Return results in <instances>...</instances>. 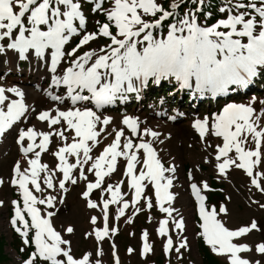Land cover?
<instances>
[{
    "label": "snow or ice",
    "instance_id": "1",
    "mask_svg": "<svg viewBox=\"0 0 264 264\" xmlns=\"http://www.w3.org/2000/svg\"><path fill=\"white\" fill-rule=\"evenodd\" d=\"M85 5L93 15L103 16V21H94L92 31L87 29ZM204 6L205 0H168L167 6L160 0H0V56L18 55L20 61L35 57L51 74L49 87L61 89L59 94L44 90L52 106L36 111L20 87L0 85V136L16 132L15 144L24 161L23 167L20 160L14 162L8 181L18 193V199L10 201L9 223L20 239V253H26L20 264H102L103 243L118 232L114 222L126 217L131 224L143 208L152 209L147 196L143 207L138 206L148 186L164 214L156 233L165 238V256L174 253L179 264L183 252L189 251L187 237L182 236L184 218L174 208L170 191L176 166L169 161L165 167L155 147L170 137L147 124L141 127L140 120L129 115H123L120 127L110 128L112 118L100 110L117 98L123 101L127 93H139L150 79L175 81L181 89L213 97L251 84L258 70H264V0H223L217 9L221 18L211 23L212 13ZM96 41L103 43L87 47ZM255 103V97L247 104L225 103L210 117L193 120L190 127L205 151L213 147L208 137L219 141L201 158L217 180L227 181L230 170H240L249 192L264 197V99L259 110ZM30 119L36 123L21 126ZM53 136L59 145L52 153L57 163L49 169L40 158ZM108 137L111 140L93 157V150ZM118 159L126 162L123 176L130 194L122 191L123 180L104 185ZM188 180L199 221L195 236L223 264H262L264 241L242 242L261 231L258 222L251 219L230 229L227 205L206 204L203 193L214 189L206 181L194 182L191 169ZM79 182L84 185L80 193L84 207L100 215L89 216L90 230L84 233L85 239L94 238V255L84 252L77 257L71 240L65 238L74 234V227L69 224L57 231L51 218L65 202L67 185ZM94 190L100 191L99 200L91 198ZM126 195L129 199H124ZM224 200L230 202L231 196L225 194ZM248 204L264 210V202L251 196ZM130 208L132 213L126 216ZM147 236L145 231L140 237L145 241L141 257L152 250ZM127 252L130 255L133 249ZM252 252L260 259L246 255ZM111 256L120 264L114 243Z\"/></svg>",
    "mask_w": 264,
    "mask_h": 264
},
{
    "label": "rangeland",
    "instance_id": "2",
    "mask_svg": "<svg viewBox=\"0 0 264 264\" xmlns=\"http://www.w3.org/2000/svg\"><path fill=\"white\" fill-rule=\"evenodd\" d=\"M161 1V0H160ZM206 5H212V8H207V12H211L212 16L215 11H217L218 7L222 4L223 0H205ZM242 2H247V0H242ZM105 7H107V3H105ZM84 14L87 18V29L92 31L95 27L94 21L98 18L95 16L92 17L93 14L90 12V8L87 5L83 8ZM204 20V19H203ZM202 20V22H203ZM94 25V27H92ZM103 43L102 41L93 42L87 47L94 48L98 44ZM7 58L0 57V72L6 70ZM41 70V69H40ZM43 71V70H42ZM264 73V70H258V75ZM1 78V77H0ZM14 79H18L16 82L22 83L24 88L28 91H35L33 94L29 92L27 94V102L30 108H35L36 111L41 109L48 108L52 102L45 94H41L39 91L35 89L33 84L39 81L37 75H33L31 72L27 71L25 76L17 77ZM1 81V80H0ZM15 81V80H13ZM46 83V82H45ZM45 85V84H44ZM50 85V76L48 78V92H52L53 94H59L61 89L55 87H49ZM264 95V90H263ZM250 99L244 100L241 99L233 100L232 102L236 103H245L247 104ZM264 99V97L260 99H255L256 103L253 105L257 110L260 109L259 101ZM33 104V105H31ZM126 107L121 111H115L112 113H103L104 115L110 116L112 120L111 127H120V121L123 115L134 116L136 118L143 119L147 122V125L152 127V125H161L165 134L170 138L163 145H158V147L162 150L161 152V160L167 167L169 161L173 162L175 159L176 163V174L177 177L173 180L175 186H179L181 182L185 183V191L189 193L191 199L190 202L192 204V209L194 210V224L195 230L193 232V243L189 244V251L183 252V257L179 261V264H202L201 256L198 252V238L195 236V233L199 231L197 227V223L195 222V216L198 215L196 212L195 200L191 196L190 190V181L188 180V172L191 169L194 177V182L199 183L200 181H206L209 184L210 178H214L216 182L225 187L224 194L231 196V201H225L224 203L227 205L228 215L226 219V226L230 229L237 228L239 226L247 224L251 219H255L260 225V232H253L249 234V236L244 239L242 242H246L250 245H254L257 242L264 241V210L257 208L255 205L249 206L248 200L249 196L253 199L261 200L264 202V197H261L259 193H250L247 186V178L242 174L240 170L232 169L229 171V178L227 181H219L216 179L213 169L202 162V157L208 155L213 152V149L219 141L216 138L208 137V143H210L213 147L207 148L205 151V147L199 143V139L194 130L190 127V124L193 120L197 118H203L204 116H211V114L200 113L197 115L189 114L183 112L180 107H175L169 109L166 105H160V102H151L147 108L144 105H139L136 109H130L128 100L126 99ZM156 113H161L160 116H157ZM167 116H172L177 119L176 122H171L167 119ZM35 121L30 119L27 125H21L23 127H27L28 125L33 124ZM45 130H47L45 128ZM127 134V133H126ZM112 137H108L106 140L102 142L97 148H95L92 152V156L95 157L98 152L102 149L103 145L108 143ZM16 132L8 131L7 135L3 137V141H1L2 148H0V179L4 181L3 184H0V201L3 204L7 205V211L5 213L0 214V233L2 236L6 237L8 241L11 240L12 228L10 226V218L12 215V207L10 204L11 200L18 199L17 191L10 186L9 184V176L11 173V169L14 165V162L20 160L22 155L18 151V146L15 144ZM191 145V147H188ZM58 142L53 136L51 138V142L48 146V149L45 152L41 153L40 160L43 164H47L49 169H52L53 166L57 163L52 153L57 149ZM31 156V154H29ZM211 158V157H210ZM70 162H74V158H69ZM126 162L123 159H118L117 167L114 173L110 175V177H105L104 185L107 184H115L117 181L123 180L124 183L121 184L122 191L125 193L131 192L130 189L126 186V178L123 176V168L125 167ZM188 166V167H187ZM87 167V166H86ZM185 167L188 168V171H185ZM197 167L199 170L197 171ZM89 179H94L92 174H87ZM69 191L65 194V202L63 205H60L58 209H54L57 214L52 217V221L57 231H60L63 226L71 225L74 227L75 232L70 236L66 235L65 238H68L72 242L73 254L79 257L84 252H91L93 255L95 253V243L94 238L85 239L84 233L90 230V225L88 222L90 215H97L99 217V212L95 210L86 209L84 207V202L80 198V193L84 187L83 182H79L77 185H67ZM209 192L203 193L206 197ZM107 193H105V196ZM150 197L153 203L152 209L149 211V216L145 220V225H143L140 220L144 216V212L147 208H143L141 212L132 217V223H127V218L122 217L119 221H115L114 224L118 228L117 234L112 237V240H105L103 243V256L101 258L102 264H114L113 258L111 256V244H115L117 256L119 258L120 264H158L151 263L149 256L150 253L154 254L155 258L162 255L163 252V241L164 237H160L156 233V229L159 226V220L164 218V214L160 213L158 208L155 206V197L153 194V190L150 186L145 189V192L142 194V198L138 204V206L143 207V197ZM175 201L173 203L174 208L178 211H183L184 203L180 201L181 195L175 196ZM176 197L178 199H176ZM91 198L93 200L100 199V191L94 190L91 194ZM124 199H129V196H124ZM110 210L112 213L115 212V206H110ZM131 208L126 210V216L131 215ZM196 213V214H195ZM175 215V213H174ZM99 223V221H98ZM113 221L110 220V224ZM263 223V224H261ZM148 233L147 243L151 245V252L146 254L144 257L140 256V249L143 246L145 241L141 240L140 237L144 232ZM132 233V235H129ZM172 238L176 239V232H170ZM186 237V236H184ZM131 247L133 252L129 255L127 249ZM9 253H11L10 257L13 260L12 264H20L21 257L17 255L14 251H12L9 247L7 249ZM183 251V250H182ZM249 258L260 259L257 257L254 252L246 254ZM158 259V258H157ZM166 262L164 264H177V259L174 253H171L169 256H165ZM262 264H264V259H262Z\"/></svg>",
    "mask_w": 264,
    "mask_h": 264
},
{
    "label": "trees",
    "instance_id": "3",
    "mask_svg": "<svg viewBox=\"0 0 264 264\" xmlns=\"http://www.w3.org/2000/svg\"><path fill=\"white\" fill-rule=\"evenodd\" d=\"M167 3H168V0H165L163 2L165 6H167ZM207 8H211V6L205 5L204 6L205 12H207ZM217 18H221V14L215 11L214 15L209 18L208 23L214 22V20ZM97 19L103 21V16L99 15ZM203 19H204L203 16H201V20ZM211 186L214 189V192L211 193L208 201H209V204L216 205L218 208L221 202H225L224 194H222L220 191L221 189L222 190L224 189V186L217 184L216 181H214L213 179L211 182ZM147 217L148 215H145L143 218L140 219L143 225H145V220ZM20 246H21L20 239L15 232L12 233L11 241H8L6 237L2 236L0 233V264H12L13 260L10 257V253L7 251L8 247H10L14 252L20 255L21 258H23L26 255V253L25 254L20 253L19 251ZM198 248H199V252H200L203 264H223V262L220 259L215 257L210 252V250L207 248V246L204 245L202 239L200 238L198 242ZM150 261H154V262L156 261V259H154V256L151 257ZM163 262H164V257L163 255H161L158 259V263L163 264Z\"/></svg>",
    "mask_w": 264,
    "mask_h": 264
},
{
    "label": "bare ground",
    "instance_id": "4",
    "mask_svg": "<svg viewBox=\"0 0 264 264\" xmlns=\"http://www.w3.org/2000/svg\"><path fill=\"white\" fill-rule=\"evenodd\" d=\"M9 59H10V62H12L14 60V57L12 55H9ZM15 85L24 87L23 85L17 84V83H15ZM29 92L35 94V92L31 91L30 89H28V91H27V94L28 95H29ZM31 105H33V104H31ZM51 106H52V104L49 107H51ZM61 107H63V105H61ZM139 120L141 122V127H143L145 124H147V122L144 121L143 119H140L139 118ZM34 123H36V122H34ZM148 127H150V126H148ZM152 128H155L157 130H160V131H162V133L165 134V130L166 129L164 130V128L161 125H159V124L152 125ZM41 130H45V129H41ZM165 136L168 137L166 134H165ZM168 139L169 138L164 139V143L163 144H165ZM163 144H157V145H155V147L158 149V155L159 156H161L162 150L158 147V145H163ZM0 148H2V146H0ZM20 161H21V166L23 167L24 166L23 158H21ZM41 163H42V161H41ZM173 163L176 166L175 159H173ZM175 177H177V174L176 173H175ZM170 191L173 194L175 193V196H176V194L177 195H179V194L181 195L180 201H182L184 203V208H183V211L182 212L179 211V213H180V215L183 216L184 222H185V230L182 233V236H186L187 237V242L189 244L190 243H193L192 242L193 232L195 230V224H194V220H193L194 219V210L191 208L192 207V204L190 202L191 197H190L189 193H187L185 191V183L184 182H181L179 186H173L170 189ZM176 199H178V198L176 197ZM174 201H175V197H174L173 203H174ZM6 207H7V205H5V204L0 205V214L5 213V211H7V208Z\"/></svg>",
    "mask_w": 264,
    "mask_h": 264
}]
</instances>
